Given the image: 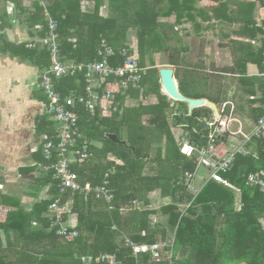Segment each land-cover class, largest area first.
Instances as JSON below:
<instances>
[{"label": "trees", "instance_id": "1", "mask_svg": "<svg viewBox=\"0 0 264 264\" xmlns=\"http://www.w3.org/2000/svg\"><path fill=\"white\" fill-rule=\"evenodd\" d=\"M201 1L0 0V19L11 8L29 35L18 43L0 36V51L30 60L38 67L39 76L49 65L47 48L38 45L31 49L25 44L45 36L48 17L44 12L47 11L57 21L60 55L64 62L100 60L97 51L102 40L116 51V55L109 58L114 65L125 59L117 53L120 49L136 57L139 66L144 68L147 66L139 60L144 52L164 49L168 51L167 64L174 67L178 89L184 96L206 98L217 105L220 113H227L231 87L223 74L229 73L238 76L240 92L252 105L255 100L249 97L255 95L257 81L248 82L242 74L248 62L264 70V47L249 49L248 57L234 59L229 66L216 67L211 63L210 72L206 73L203 59L192 62L181 56L188 48L180 35L185 28L178 26L186 19L198 30L201 24L196 16L220 25L237 22L241 24L240 30L251 25V37L261 38L264 43V22L256 27L252 15L255 1L264 7V0L242 4L234 0H210L213 4L209 8L202 7ZM171 17H174L173 22L161 20ZM129 29L134 30L135 44L128 41L126 32ZM172 41L176 45L171 44ZM239 42L234 41V45ZM150 66L142 75L139 88L130 87L126 97L117 95L121 114L100 117L96 113L93 116L82 104L77 105L80 130L87 139L101 141L103 146L101 149L90 146L89 152L96 159L82 165L74 164L72 170L81 184L101 185L107 180L113 198L109 209L93 192L68 191L64 195V201L69 198L77 214L78 235L73 239L57 235L55 228L49 225L47 208L59 195V181L51 170L44 171L41 167L45 162L42 144L46 138L54 139L55 130L44 111L36 116L35 131L40 143L31 151L32 167L20 168L22 176L25 175L36 189L34 202L25 209L14 197L1 195L4 205L12 204L16 208L8 210L5 220L0 221V230H4L7 241L5 248L0 241V264H84L85 256L95 257L105 252L114 254L120 264H264V193L245 184L249 173L264 168V137L250 142L256 155L236 153L230 168L221 173L240 189L238 210L234 204L235 191L209 176L198 186L197 192H192L185 179L192 182L200 176L195 175L199 168L209 169L199 163L196 150L191 156L180 151L172 128L186 130L189 142L197 149L217 147L229 133H216L209 140L207 121L212 119V111L201 106L188 113L186 103L170 100L161 92L157 69L153 63ZM213 80L217 82L214 85ZM84 87L82 72L54 81L55 90L62 96L83 94ZM40 93L46 104V97L42 91ZM232 96L235 99L238 93ZM263 111L264 108H258L260 115ZM162 140L164 154H160L162 147L159 146L151 160L164 163V167L159 165L154 175H142L143 159L150 158L145 151L150 150L152 142ZM116 158L124 164H115ZM112 169L114 172L105 177L104 174ZM154 187L159 188L162 195L169 196L170 202L163 205L160 215L151 221L148 218L150 209L145 207L148 201L143 194ZM123 235L136 244L158 243L156 252L162 258L154 257L157 253L153 250L133 255L131 247L123 243Z\"/></svg>", "mask_w": 264, "mask_h": 264}, {"label": "built area", "instance_id": "2", "mask_svg": "<svg viewBox=\"0 0 264 264\" xmlns=\"http://www.w3.org/2000/svg\"><path fill=\"white\" fill-rule=\"evenodd\" d=\"M9 11H12L9 8ZM48 17L46 34L43 38L35 41H29L25 44L27 48H36L38 45L47 48L49 55V65L37 78V88L42 91L47 99L44 114L52 121L55 137L47 139L42 144V155L45 162L41 165L44 171H52V175L59 181L58 197L48 204V221L55 233L61 237L73 239L78 235L77 214L72 210V204L68 199L64 201V195L68 191H79L82 193L93 192L96 198L103 199L108 208L112 205V192L107 187L108 181L104 179L101 185H91L89 182L81 184L78 181L77 173L72 170V165H82L92 158L89 147L94 144L93 139H87L79 127V114L77 105L82 106L91 115L100 117H110L114 113H120V101L118 94L127 96V90L139 88L142 75L146 73L147 67H140L137 58L127 55L125 49H120L117 53L125 57L120 64L110 63L109 58L116 55V51L104 40L101 41L97 55L100 60L90 62H64L61 59L60 47L58 43L57 21L53 19L47 11L44 12ZM77 72L83 73L85 82L83 94H73V96H62L54 88V81L66 76L75 75ZM210 127L208 139L212 140L213 135L222 132L223 122L220 119L212 118L207 121ZM214 125L213 130L211 126ZM177 136V142L180 151L191 156L197 151V159L200 164L209 169V178L232 188L235 191V208H240V189L230 184L221 173L226 172L236 153L247 154L244 143L234 150L218 155L216 147L210 145L209 148L197 149L188 140V132L182 127ZM244 142L251 141L254 138L264 137V111L257 118L249 134L241 133ZM35 150V149H33ZM106 172L105 177L109 173ZM188 181L189 178L185 179ZM187 183V182H186ZM245 184L250 187H257L264 193V169L251 172L246 176ZM134 203V202H133ZM123 243L130 246L133 255L145 253L148 250L157 251L160 246L158 243L153 245L136 244L128 237L121 236ZM84 264L107 263L120 264V261L112 253H101L98 256H85Z\"/></svg>", "mask_w": 264, "mask_h": 264}, {"label": "crops", "instance_id": "3", "mask_svg": "<svg viewBox=\"0 0 264 264\" xmlns=\"http://www.w3.org/2000/svg\"><path fill=\"white\" fill-rule=\"evenodd\" d=\"M247 1L255 0H234L233 2L242 4ZM212 4L213 2L210 0H202L200 2V5L204 8H209ZM252 15L256 27L263 25L264 7L260 6L258 1H255ZM201 22L205 24L204 29L209 36L211 34L214 39L218 38V48L225 52V56H228V63L224 66L231 65L234 59L244 56L248 57L249 49L258 50L264 47L261 38L260 40L259 38L251 37L250 30L253 28L251 25L247 26L244 30H240L241 24L237 22L231 24L225 22L221 25L213 20L210 22L201 20ZM0 36L8 41L18 43L28 39L29 35L24 31L23 26L18 23L14 11H8V14L0 19ZM214 39L208 38L207 43L210 44ZM234 41L240 42L234 45ZM215 66L218 67L217 64ZM38 73V67L30 60H23L19 56H12L8 52L0 51V200L2 198L1 195L14 197V201L24 206L25 209H29L33 204L36 189L30 184L29 179L25 175L22 176L20 168L24 166L32 167L34 156H32L31 151L36 149L40 143V139L37 137L35 131V118L43 114L46 102L40 98L42 96L40 90L37 88ZM223 76L226 77V82L231 87L227 98L230 108L227 113L219 112V119L223 122L221 133L226 132L229 134L217 146L218 148L216 147V153L224 155L244 143V147L248 151L247 154H255L254 146L250 143L251 141L245 143L241 133L249 134L251 132L260 115L258 108L262 110L264 108V70H259L257 64L248 62L246 63L244 74H242L248 82L257 81V89L254 91L255 95H250L249 97V99L255 100L252 105L248 98L240 92L241 88L237 82L238 76L229 73L223 74ZM215 83L217 82L213 80L212 84L214 85ZM235 92L238 93V96L233 99L232 95ZM254 108H257V110L254 111ZM256 112L259 114L257 117ZM212 116V118H215L213 113ZM172 129H174L176 135H179L181 132L177 127ZM234 136L235 138L239 136V140L234 139ZM93 141V147L96 149L102 148L103 143L101 141L96 139H93ZM150 145V150L145 151L149 154L150 158L143 159L144 168L142 169V175H154L158 171L159 165L164 167V163L157 164L151 160V157L156 156V150L159 146L162 147L160 154H164V141L152 142ZM145 146L147 147L146 144ZM95 159L96 157L93 155L90 161L92 162ZM114 161L115 164H124L123 160L119 158H116ZM200 170L199 168L195 175H200ZM33 173L34 175L37 174L36 172ZM203 177H201L202 183L198 182L197 178L192 181L191 186L195 190L193 192H197L198 186L203 184L205 181ZM143 196L148 201L145 207L150 209L148 218L151 221H154L160 215L161 207L170 202V197L162 195L160 189L157 187L146 191ZM1 201L0 221H4L7 211L16 207L12 204L10 206L4 205ZM33 225L38 224L33 223ZM0 241L2 247L5 248L7 241L4 230H0Z\"/></svg>", "mask_w": 264, "mask_h": 264}, {"label": "rangeland", "instance_id": "4", "mask_svg": "<svg viewBox=\"0 0 264 264\" xmlns=\"http://www.w3.org/2000/svg\"><path fill=\"white\" fill-rule=\"evenodd\" d=\"M104 14H106V13L104 12ZM161 20H163V21L169 20V21L173 22L174 17L161 18ZM196 21H198V22L200 21V24H201V26L198 30H195L194 26H193L194 24L190 20H186V19H184L183 23H181L180 26H178V27H184L185 28L183 31L180 32V35L183 38V44L188 48L187 51H183L181 53V56L185 59H189L192 62H197L200 58H202L205 62L204 66H205V72L206 73L210 72V64L211 63H214V65L217 64L218 67L226 65V63H228L229 58H228V56H225L226 54L222 49L218 48V46H217L218 38L214 39L213 36H211V34L209 36V34L204 29L205 24L201 22L199 16H196ZM126 33L128 35V41L129 42L131 41L132 44H135L136 39L134 37V30L129 29V30H127ZM208 38L214 39V40H212V42L209 44V43H207ZM170 43L176 45V42H174V41H172ZM167 56H168V51L163 49V50H160L157 52H151V53H147V52L145 53L144 52V55H142L141 58H139V60L147 67H151L150 65H151V63H153L154 67L156 69H158V68L163 67L165 65H169V64H167ZM152 60H153V62H152ZM173 69H174V67H173ZM221 126H223V125H221ZM175 136L176 137L178 136V135H176V132H175ZM233 138L239 140L240 137L237 136L235 138V136H234ZM200 173H201L200 175H202V176H199L197 178L198 182L202 181L201 177H203V176H204L203 179H207L209 171H207V169L203 168L200 170ZM186 182H187V188L190 189L192 192L195 191L193 189V187L191 186L192 182H190V180H188V181L186 180ZM194 185H196V184H194ZM164 244L165 243H163L161 245L163 246ZM154 257H156L157 259L162 258L161 255H158V253Z\"/></svg>", "mask_w": 264, "mask_h": 264}, {"label": "water", "instance_id": "5", "mask_svg": "<svg viewBox=\"0 0 264 264\" xmlns=\"http://www.w3.org/2000/svg\"><path fill=\"white\" fill-rule=\"evenodd\" d=\"M159 84L162 92L171 100L184 102L187 105L188 112L190 113L194 108L205 106L212 110L215 119H219V111L217 105L205 98H190L180 93L178 84L174 75V69L170 65H165L157 69ZM214 125L211 126L213 130ZM115 139L114 135H110Z\"/></svg>", "mask_w": 264, "mask_h": 264}, {"label": "clouds", "instance_id": "6", "mask_svg": "<svg viewBox=\"0 0 264 264\" xmlns=\"http://www.w3.org/2000/svg\"><path fill=\"white\" fill-rule=\"evenodd\" d=\"M161 92H162V90H161ZM163 93V92H162ZM164 94V93H163ZM171 100V99H170Z\"/></svg>", "mask_w": 264, "mask_h": 264}]
</instances>
